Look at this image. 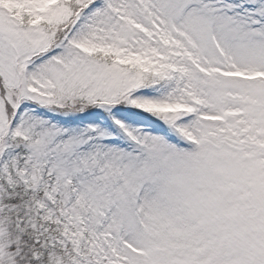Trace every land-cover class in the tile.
Masks as SVG:
<instances>
[{"label": "snow or ice", "instance_id": "6c2138e0", "mask_svg": "<svg viewBox=\"0 0 264 264\" xmlns=\"http://www.w3.org/2000/svg\"><path fill=\"white\" fill-rule=\"evenodd\" d=\"M0 264H264V0H0Z\"/></svg>", "mask_w": 264, "mask_h": 264}]
</instances>
